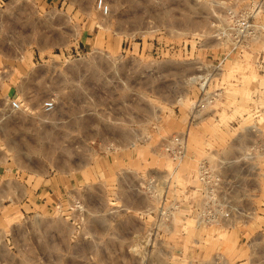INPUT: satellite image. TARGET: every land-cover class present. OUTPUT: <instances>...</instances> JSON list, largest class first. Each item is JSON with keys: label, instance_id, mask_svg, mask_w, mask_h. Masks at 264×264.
Wrapping results in <instances>:
<instances>
[{"label": "rangeland", "instance_id": "374dc122", "mask_svg": "<svg viewBox=\"0 0 264 264\" xmlns=\"http://www.w3.org/2000/svg\"><path fill=\"white\" fill-rule=\"evenodd\" d=\"M105 1L0 0V264H264V0ZM202 159L238 179L246 244L198 224Z\"/></svg>", "mask_w": 264, "mask_h": 264}, {"label": "built area", "instance_id": "2783aa9c", "mask_svg": "<svg viewBox=\"0 0 264 264\" xmlns=\"http://www.w3.org/2000/svg\"><path fill=\"white\" fill-rule=\"evenodd\" d=\"M96 8L103 15H108L110 12V5L105 0H96ZM254 30V24L250 23L249 19H242L236 23L230 33V38L235 43L247 36H252ZM9 106L12 109H19L21 105L18 100L13 98L9 101ZM54 106L55 102L52 98L42 103V107L46 111L52 110ZM165 150L169 152V158L177 167L187 154V136L184 133L171 136L169 143H166ZM223 169L221 165L209 164L203 159L198 162L195 170L196 185L192 187L191 194H189L195 199L192 209L199 225L229 229L244 225L250 218L251 210L243 207L242 198L238 196V179L232 172ZM186 203L185 199H177L173 208L180 207L182 210ZM172 216L173 212L169 211V217ZM216 259H220V257H216Z\"/></svg>", "mask_w": 264, "mask_h": 264}, {"label": "crops", "instance_id": "0c3cea01", "mask_svg": "<svg viewBox=\"0 0 264 264\" xmlns=\"http://www.w3.org/2000/svg\"><path fill=\"white\" fill-rule=\"evenodd\" d=\"M95 4V3H94ZM99 11V10H98ZM99 13H100V11H99ZM101 14V13H100ZM101 15H103V14H101ZM88 32V31H87ZM86 35H88V33H86ZM11 99H13V97H10V96H7V98H6V108L7 109H9V110H19L20 108H21V106H20V108L19 109H12L10 106H9V101L11 100ZM20 102V101H19ZM20 105H21V102H20ZM0 107H1V110H0V116H2L3 114H4V107L0 104ZM251 224L247 221V223H245L244 225H242V226H238V227H241L239 230H240V232H238L237 233V243L239 244V243H243V244H246V241H248V239H249V236H248V234H249V232H248V230H249V227H251L250 226ZM239 236V237H238Z\"/></svg>", "mask_w": 264, "mask_h": 264}]
</instances>
